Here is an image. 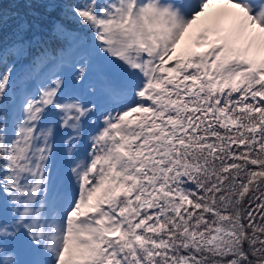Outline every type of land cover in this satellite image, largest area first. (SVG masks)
Segmentation results:
<instances>
[{
	"label": "snow or ice",
	"instance_id": "6c2138e0",
	"mask_svg": "<svg viewBox=\"0 0 264 264\" xmlns=\"http://www.w3.org/2000/svg\"><path fill=\"white\" fill-rule=\"evenodd\" d=\"M0 264H264V0H0Z\"/></svg>",
	"mask_w": 264,
	"mask_h": 264
}]
</instances>
